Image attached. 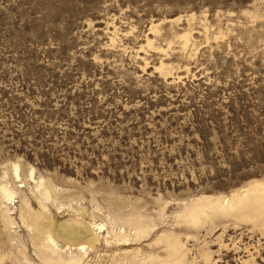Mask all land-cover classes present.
<instances>
[{
    "label": "rangeland",
    "instance_id": "1",
    "mask_svg": "<svg viewBox=\"0 0 264 264\" xmlns=\"http://www.w3.org/2000/svg\"><path fill=\"white\" fill-rule=\"evenodd\" d=\"M254 186L264 0H0V264H264Z\"/></svg>",
    "mask_w": 264,
    "mask_h": 264
},
{
    "label": "bare ground",
    "instance_id": "2",
    "mask_svg": "<svg viewBox=\"0 0 264 264\" xmlns=\"http://www.w3.org/2000/svg\"><path fill=\"white\" fill-rule=\"evenodd\" d=\"M249 190L252 191L253 194L252 195H249V196H245L243 198L238 197L239 202H243L245 205L250 206V207H253L254 206V209L264 208V191L262 190V188L259 187V186L258 187L257 186H254V187H252ZM1 193H2V195H3V197L5 199L6 198L8 199V198H10L13 195V193L10 192V191H8L7 188H5V187H2L1 188ZM224 205H226L229 208H234V207H236V202L233 200L231 203L226 202ZM60 228H61V231L64 233V235L67 238H69V239H72V237L75 238L74 240H76V242H77L78 247H79L80 250L85 251V245H87L86 243L92 241V239H90V238L85 239L84 237L81 236V233L83 231L81 232V227H79V225H77L75 227H72L70 224L69 225H61ZM49 240L52 243L54 242V240L50 236H49Z\"/></svg>",
    "mask_w": 264,
    "mask_h": 264
}]
</instances>
